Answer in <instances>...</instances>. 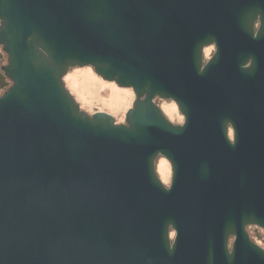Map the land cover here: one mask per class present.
<instances>
[{
	"label": "water",
	"instance_id": "water-1",
	"mask_svg": "<svg viewBox=\"0 0 264 264\" xmlns=\"http://www.w3.org/2000/svg\"><path fill=\"white\" fill-rule=\"evenodd\" d=\"M220 35L264 61V0H0L1 71L11 83L0 96V264H264L244 230L264 229L257 98L239 118L243 222L223 225L212 193L193 190L196 216L191 204L181 208L176 176L166 189L154 168L158 154L173 167V154L188 149L192 183L222 168V144L204 143L218 137L203 100L213 87L201 95L189 84L199 49ZM82 66L134 90L123 123L83 111L67 90L64 76ZM252 84L258 96L261 78ZM155 97L175 101L185 122H169Z\"/></svg>",
	"mask_w": 264,
	"mask_h": 264
},
{
	"label": "flooded vegetation",
	"instance_id": "flooded-vegetation-1",
	"mask_svg": "<svg viewBox=\"0 0 264 264\" xmlns=\"http://www.w3.org/2000/svg\"><path fill=\"white\" fill-rule=\"evenodd\" d=\"M260 29L261 21L260 17H258L252 23V35L256 37ZM230 43L232 42L230 40H226L225 35H220L217 41L215 39H212L210 43L203 45L199 49V67L197 70L198 86L196 87L201 88V95H204L208 92L211 93L212 98L209 97V94L208 96L204 97L205 99L203 100L205 102L204 104H212L210 109H213L215 111V120L217 121L215 133L218 137L212 138L204 143H207L209 145L222 144L219 150L221 153L220 156L222 168L220 170L212 169L211 172L208 174L206 173V175L200 172V175L197 176L198 178L194 183H192L189 149L183 152L176 151L173 154L175 160L173 166L174 168L171 166V163L166 156L158 154L154 161V168H156V171L159 170L158 165L162 159H166L168 161L169 179L167 180V183H165V180H162V182L164 187L167 189L173 179L172 176H176L178 181L176 183V189L180 193L181 208L182 205L190 206L191 204L193 207L191 211H193V214H195L196 216L198 215V208L201 206H199L200 200H196L194 207L193 190H198L200 194L212 193V198L210 199L216 203L213 209L216 208L217 210L215 217L218 218L223 225L229 222L231 223L234 220H237V218H240L239 220L243 222L242 218L244 217V210L242 209L241 202L239 201V205L237 206L236 202H229V198L227 197H230V195H226V191L234 185V182L239 183V178H241L242 180V177L238 170V167L242 164L236 158L240 157L241 155V153H239L241 151L240 143L243 140L242 138H240L241 136H239L241 130V123L239 122V118L240 116L245 115L246 110L250 109V105L254 103L255 98H257L259 102L264 99V61L258 64L257 62H254L253 56L247 57L245 59L243 57V54L239 55L236 50H234V52L231 50V48L229 47ZM236 48L237 50H240L242 49V46ZM241 59L245 60H243V62L241 63ZM208 63H211V73L208 75H204V71L207 69ZM257 77L261 78L262 84L261 87H256L258 88V96L252 93V80L253 78ZM241 78H244L245 81L243 88L240 87V84L238 83L239 81H241ZM207 87L213 88L212 90H208V92L202 90V88L206 89ZM235 88L236 91L234 92ZM153 100L161 109L160 105L158 104H160L161 101H165L167 99H160L158 97H155L153 98ZM170 101H172L173 103L175 102L173 100ZM196 103V101H187V104L191 108ZM176 107L177 110H179L177 104ZM186 108L187 105H185V110ZM200 111L202 110L200 109ZM184 122L185 121L183 117V123ZM248 140H250V138H248ZM183 153L185 156L183 155ZM230 156L235 157V160L233 162L228 159L230 158ZM202 168V165L198 166L199 171ZM159 171L157 175H159ZM194 175H197L196 170L194 172ZM239 186L240 185L237 184L238 192H240V190L242 189ZM238 197L240 198L239 194ZM180 212L182 214L183 222H186L185 217H189L191 214L183 210H181ZM249 226L250 225L247 224L244 227V230L247 232V234H249ZM227 232V244L229 249H231L233 240L235 238L234 236H236V234L232 231Z\"/></svg>",
	"mask_w": 264,
	"mask_h": 264
},
{
	"label": "rangeland",
	"instance_id": "rangeland-1",
	"mask_svg": "<svg viewBox=\"0 0 264 264\" xmlns=\"http://www.w3.org/2000/svg\"><path fill=\"white\" fill-rule=\"evenodd\" d=\"M0 53H3V61H0V96L11 85L10 81L6 78L4 73L1 71V67L7 63V54L4 50H1L0 46ZM77 76L79 83L82 84L83 78H90V76L95 77L96 80L100 81L102 85L99 87H95L94 91L95 94L91 95L85 92H81L80 87L77 89L73 84H71V77ZM63 81L65 82V87L71 94L74 95L75 100L77 103L80 104V108L89 114L96 112V111H103L112 114L115 118V123H123L125 121L126 111L132 106L134 93L133 90L128 88H121L116 85L114 82L101 79L100 76L96 75L94 69L90 66H82V67H71L68 73L64 76ZM84 81V80H83ZM110 85L119 88L120 90L126 91L128 93V98L121 100L120 103L113 104L108 99L111 95ZM88 94V95H87ZM161 111L164 112V116L171 122L173 125H182L183 123V115L177 110L175 102L173 103L169 99L165 101H161L160 104ZM160 162H165L167 167V173H169L168 161L166 159H162ZM159 162V163H160ZM159 171V170H158ZM159 176L168 180L169 176L164 177L163 173L159 171ZM249 236L251 237L252 241L257 243L259 246L264 248V229L257 228L256 226H249L248 227ZM171 238L174 237L172 230L170 231Z\"/></svg>",
	"mask_w": 264,
	"mask_h": 264
},
{
	"label": "bare ground",
	"instance_id": "bare-ground-1",
	"mask_svg": "<svg viewBox=\"0 0 264 264\" xmlns=\"http://www.w3.org/2000/svg\"><path fill=\"white\" fill-rule=\"evenodd\" d=\"M182 63V62H181ZM185 65L182 64V69L184 68ZM97 75V74H96ZM101 78V77H100ZM102 79V78H101ZM197 79V78H196ZM84 80V81H83ZM71 84H73L77 89L80 87L81 89V92H83L84 94H86L85 92H87L88 94H91V95H94L95 94V91H94V88L95 87H99L100 85H102V83L98 80L95 79V77H92L90 76V78H83L82 79V84H78L79 83V80H78V77L75 75V76H72L71 77ZM115 83V82H114ZM193 83L195 84V86H198V83L196 82V80H194L193 78H191V82L189 83L191 86L193 85ZM240 84V87L243 88L244 86V78H241V81L238 82ZM116 84V83H115ZM118 85V84H116ZM119 86V85H118ZM121 87V86H119ZM121 88H124V87H121ZM127 88V87H125ZM110 90H111V95L109 96V101L113 104H118L121 102V100L123 99H126L128 98V93H127V90L126 91H123V90H120L119 88H115L113 86L110 85ZM236 91V88L234 89V92ZM134 92V91H133ZM87 94V95H88ZM195 95V93H194ZM135 98V97H134ZM134 98H133V102H134ZM196 98V97H195ZM198 100V98H196ZM260 103V102H259ZM133 104V103H132ZM261 106L264 107V99L261 100ZM132 107V106H131ZM130 107V108H131ZM160 109V108H159ZM129 110V109H128ZM161 111V109H160ZM88 113V112H87ZM164 114V112H162ZM112 115V114H111ZM228 145V143H227ZM241 156V155H240ZM240 162H241V159H239L240 157H236ZM242 158V157H241ZM229 160H231L232 162L235 160V157L234 156H230V158H228ZM159 170L161 171V173H163L164 177L168 176L169 173H167V167H166V164L165 162H160L159 165ZM156 170V168H155ZM158 173V171H156V174ZM158 178L162 181L164 180V178H162V176H159L157 175ZM239 180V183L238 182H234V185L229 188L227 191H226V195H230V197H227L229 198V202L233 203L235 202V199H236V195L234 196V193H235V190L238 189L237 187V184H239L240 188H242L241 186V178L238 179ZM163 183V182H162ZM171 184V183H170ZM228 184H231V183H228ZM213 185V184H212ZM211 185V186H212ZM229 186V185H228ZM227 186V187H228ZM236 188V189H235ZM250 226H256V225H250ZM257 227V226H256ZM259 228V227H257ZM261 228V227H260ZM251 238V237H250Z\"/></svg>",
	"mask_w": 264,
	"mask_h": 264
},
{
	"label": "clouds",
	"instance_id": "clouds-1",
	"mask_svg": "<svg viewBox=\"0 0 264 264\" xmlns=\"http://www.w3.org/2000/svg\"><path fill=\"white\" fill-rule=\"evenodd\" d=\"M0 61H3V53H0ZM167 183V182H165Z\"/></svg>",
	"mask_w": 264,
	"mask_h": 264
},
{
	"label": "snow or ice",
	"instance_id": "snow-or-ice-1",
	"mask_svg": "<svg viewBox=\"0 0 264 264\" xmlns=\"http://www.w3.org/2000/svg\"><path fill=\"white\" fill-rule=\"evenodd\" d=\"M165 182H167V179L165 178Z\"/></svg>",
	"mask_w": 264,
	"mask_h": 264
}]
</instances>
